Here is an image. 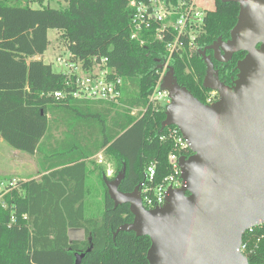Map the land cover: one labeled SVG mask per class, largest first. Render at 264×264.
<instances>
[{
  "label": "trees",
  "instance_id": "trees-1",
  "mask_svg": "<svg viewBox=\"0 0 264 264\" xmlns=\"http://www.w3.org/2000/svg\"><path fill=\"white\" fill-rule=\"evenodd\" d=\"M212 1L213 7L205 8L196 50L177 52L170 62L177 82L203 103L209 89L203 84L207 65L202 51L207 49L228 85L236 79L237 62L245 54L237 52L225 64L215 62L209 47L230 37L240 7ZM27 2L0 0V137L36 155L43 174L4 191L0 264H75L77 252L86 253L81 264H149V236L116 234L134 215L129 204L115 205L108 182L125 171L119 190L131 192L145 180L151 163L156 164L155 183L171 172L168 156L176 150L167 134L170 127L162 129L165 108L154 111L149 105L168 56L166 42L155 40L154 30L140 32L144 43L132 38L130 0H67L65 7L38 8ZM52 29L69 50L71 62L90 68L94 56L107 57L109 66L129 82L121 101L148 107L146 113L139 117L104 102L55 99L53 92L70 90L75 75L70 79L43 60ZM105 150L115 165L111 179L101 165L91 167V158ZM191 153L186 149L179 154ZM70 228L82 229L85 240L70 241ZM243 240L248 241L249 263L264 264V223L248 230Z\"/></svg>",
  "mask_w": 264,
  "mask_h": 264
},
{
  "label": "water",
  "instance_id": "water-1",
  "mask_svg": "<svg viewBox=\"0 0 264 264\" xmlns=\"http://www.w3.org/2000/svg\"><path fill=\"white\" fill-rule=\"evenodd\" d=\"M222 1L239 4L238 19L229 39L209 48L219 62L245 53L233 84L220 79L207 49L203 84L219 92L215 103L179 84L173 66L163 78L171 102L162 129L176 126L192 152L180 157L183 186L169 189L163 206L147 209L141 184L119 190L125 171L108 182L115 205L129 204L134 215L116 234L149 236V264H250L239 249L245 233L264 223V0ZM85 254L77 252L75 264Z\"/></svg>",
  "mask_w": 264,
  "mask_h": 264
},
{
  "label": "built area",
  "instance_id": "built-area-1",
  "mask_svg": "<svg viewBox=\"0 0 264 264\" xmlns=\"http://www.w3.org/2000/svg\"><path fill=\"white\" fill-rule=\"evenodd\" d=\"M130 5L134 8L132 38L141 40L144 43L145 40L140 38V32L154 30L155 40L166 42L168 56L162 65L160 78L149 97V105L152 106L154 111H159L161 108L166 109L171 102V98L168 90L162 87L163 78L171 66V58L175 53L187 49L190 51L196 50V38L202 32L206 9L199 8L196 0H183L178 4H171L166 0H130ZM60 60L61 62L64 61L63 58ZM69 64V70L66 74L70 76V79L72 75H75V78L69 83L70 90L53 92L55 99L73 98L81 101L104 102L117 108L129 109L132 115L139 117L146 113L148 107H131L121 101L123 86H128L129 82H125L109 66L107 57L94 56L90 68L71 61ZM219 97L217 90L209 89L206 93L205 104L211 105ZM169 127L167 134L174 139L176 150L168 156L171 172L161 182L155 183L156 164L151 163L147 167L145 180L141 183L142 201L147 209L163 206L169 189H180L183 186L180 169L181 154L179 153L186 149L190 150V148L180 130L176 126L175 128ZM164 138L165 135L161 136V139ZM99 160L103 162L102 158ZM18 181L10 182L6 185L4 191H7L10 186H15ZM0 186H5V183H0ZM247 246L248 241L243 240L239 251L246 255Z\"/></svg>",
  "mask_w": 264,
  "mask_h": 264
},
{
  "label": "rangeland",
  "instance_id": "rangeland-1",
  "mask_svg": "<svg viewBox=\"0 0 264 264\" xmlns=\"http://www.w3.org/2000/svg\"><path fill=\"white\" fill-rule=\"evenodd\" d=\"M196 2L201 9L212 8L214 4L212 0H196ZM27 3L34 8H38L43 4H50L53 7H65L67 5V0H28ZM49 39L50 44L42 58L46 63L52 64L54 71L66 73L69 70L70 52L66 46L60 42L57 30H49ZM62 58L64 59L63 62L60 60ZM101 157L103 162H100L98 156H95L96 160L92 162L91 167L101 165L103 167L101 170L103 169L106 176L111 179L115 175V165L111 156L107 154L105 150V152L101 154ZM41 174L42 170L36 155L17 150L0 138V183H5V186H0V200H2L5 194L4 189L6 185L10 182L33 178L39 179Z\"/></svg>",
  "mask_w": 264,
  "mask_h": 264
},
{
  "label": "crops",
  "instance_id": "crops-1",
  "mask_svg": "<svg viewBox=\"0 0 264 264\" xmlns=\"http://www.w3.org/2000/svg\"><path fill=\"white\" fill-rule=\"evenodd\" d=\"M40 58V57H39ZM103 104V103H102ZM103 105H105V104H103ZM106 106H108V105H106ZM1 138V137H0ZM2 139V138H1ZM3 140V139H2ZM4 141V140H3ZM5 142V141H4ZM7 143V142H6ZM96 156H98V158L100 159V158H102L101 157V153L100 154H98V155H96ZM91 160H96L95 159V156L93 157V158H91ZM42 174H43V172H42ZM42 174H41V176H42ZM91 180H95L96 179V175H92L91 177ZM36 179V178H35ZM40 179V178H39ZM68 236H69V239H70V241H83V240H85V232L82 230V229H80V228H70L69 230H68Z\"/></svg>",
  "mask_w": 264,
  "mask_h": 264
},
{
  "label": "flooded vegetation",
  "instance_id": "flooded-vegetation-1",
  "mask_svg": "<svg viewBox=\"0 0 264 264\" xmlns=\"http://www.w3.org/2000/svg\"><path fill=\"white\" fill-rule=\"evenodd\" d=\"M228 39H229V38H228ZM228 39H223V40L226 41V40H228ZM235 54H236V53H234V55H235ZM211 55L214 56V52H213V50H212ZM234 55H233V56H234ZM244 55H245V54H244ZM233 56H232V58H233ZM232 58H231V59H232ZM215 62H219V61H217V60L215 59ZM228 62H229V61H228ZM219 63H221V64H225V63H227V62H219ZM216 65H217V64H215V69L218 70V72H219V69L216 67ZM237 74H238V73H237ZM219 77H220V72H219ZM236 78H237V75H236ZM233 81H234V80H233ZM233 81L230 82L229 85H232V84H233Z\"/></svg>",
  "mask_w": 264,
  "mask_h": 264
}]
</instances>
